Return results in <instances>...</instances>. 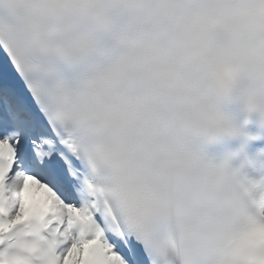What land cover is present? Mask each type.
Wrapping results in <instances>:
<instances>
[{"label": "snow or ice", "instance_id": "1", "mask_svg": "<svg viewBox=\"0 0 264 264\" xmlns=\"http://www.w3.org/2000/svg\"><path fill=\"white\" fill-rule=\"evenodd\" d=\"M228 165L264 166V0H0V264H264Z\"/></svg>", "mask_w": 264, "mask_h": 264}, {"label": "clouds", "instance_id": "2", "mask_svg": "<svg viewBox=\"0 0 264 264\" xmlns=\"http://www.w3.org/2000/svg\"><path fill=\"white\" fill-rule=\"evenodd\" d=\"M253 172L261 178H254L251 174ZM226 177L230 183L228 191H223L225 176L222 175L218 181L221 189L219 196L221 203L231 207L243 202L250 208H258L261 203H264V184H262L264 169L228 165ZM238 216L240 233L235 242L237 252L253 262L264 259V240L261 238L260 222L245 213H238Z\"/></svg>", "mask_w": 264, "mask_h": 264}]
</instances>
